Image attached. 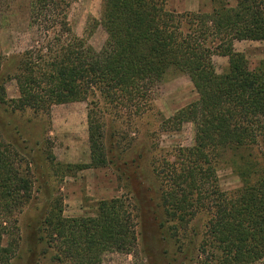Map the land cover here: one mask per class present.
I'll return each instance as SVG.
<instances>
[{"label": "trees", "instance_id": "trees-1", "mask_svg": "<svg viewBox=\"0 0 264 264\" xmlns=\"http://www.w3.org/2000/svg\"><path fill=\"white\" fill-rule=\"evenodd\" d=\"M168 3L103 0L101 25L108 39L97 52L73 34L69 0H33L44 41L12 60L0 77V108L49 117L53 106L87 102L98 92L107 104L138 114L152 84L170 72L189 77L199 100L164 125L179 130L194 123V145L155 165L165 216L176 229L187 228L200 213L208 216L199 251L207 255L205 264L264 262V63L251 68L234 49L235 42H264V0H236L235 6L213 0L211 14H177ZM215 56L229 59L223 75L216 73ZM8 81L17 84L16 100L7 99ZM94 112L88 114V167L100 169L108 157ZM24 151L0 130V237L8 238L0 264L16 257L19 216L32 199V163ZM222 165L248 183L224 192ZM85 168L60 169L68 176ZM42 224L46 253L54 252L52 261L59 264H101L103 254H131L138 246L133 210L120 198L100 202L95 217L78 219L65 218L56 203Z\"/></svg>", "mask_w": 264, "mask_h": 264}, {"label": "rangeland", "instance_id": "rangeland-1", "mask_svg": "<svg viewBox=\"0 0 264 264\" xmlns=\"http://www.w3.org/2000/svg\"><path fill=\"white\" fill-rule=\"evenodd\" d=\"M220 1L236 5V0ZM69 2L73 34L100 52L108 39L101 25L103 0ZM32 6L33 0H0V77L7 74L12 60L44 41L34 22ZM168 9L177 14H211L214 4L213 0H169ZM246 48L251 68L264 63V45L248 43ZM213 62L218 75L227 71L228 58L215 56ZM5 88L9 101L19 98L15 81H8ZM150 96L145 109L138 114L107 104L98 92L87 102L53 106L49 117L31 110L14 112L8 106L0 108V130L18 142L28 154L27 162L32 163V199L19 216L21 241L10 264H59L52 261L54 252L46 253L42 231L48 209L56 203L65 218L78 219L95 217L100 202L116 198L124 200L133 210L138 246L131 254H103L101 264L207 262V255L199 251L208 216L200 213L187 228L176 229L165 216L161 204L163 182L155 173V165L173 160L179 149L194 145V123H185L178 130L168 129L164 122L196 103L199 96L190 78L175 72L152 84ZM93 110L103 124L108 157L107 166L100 169L88 167L91 163L88 114ZM65 165L87 168L65 176L60 169ZM218 177L221 189L227 193L248 183L228 165L220 167ZM7 242L5 235L0 237V247Z\"/></svg>", "mask_w": 264, "mask_h": 264}, {"label": "crops", "instance_id": "crops-1", "mask_svg": "<svg viewBox=\"0 0 264 264\" xmlns=\"http://www.w3.org/2000/svg\"><path fill=\"white\" fill-rule=\"evenodd\" d=\"M248 43L255 44V45H264V42H252V41L235 42V44H234L235 51L245 55L247 53L246 47H248ZM240 47H242V48H240ZM223 58H226V57H223Z\"/></svg>", "mask_w": 264, "mask_h": 264}]
</instances>
